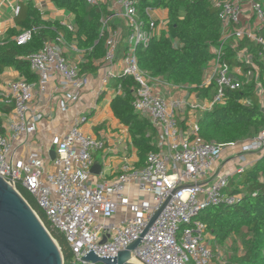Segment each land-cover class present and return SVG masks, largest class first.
<instances>
[{
	"label": "built area",
	"instance_id": "obj_1",
	"mask_svg": "<svg viewBox=\"0 0 264 264\" xmlns=\"http://www.w3.org/2000/svg\"><path fill=\"white\" fill-rule=\"evenodd\" d=\"M24 1L13 7V18L19 17ZM86 3L106 9L100 20V38L105 41L106 54L94 62L100 66L94 78L102 86L121 76L134 79L137 83L134 112L155 129L158 151L149 154L143 169H136L133 157L137 151L126 132L124 149L112 150L122 161L115 178L107 180L104 171L93 174L94 156L102 154L103 168L109 164L111 153L104 138L89 136L82 130L95 109L94 104L77 114L65 134L51 138L48 147H40L22 163H15L14 144H31L30 137L36 133L37 124L49 114L44 112L43 98L36 100V92L43 94L48 83H56V90L65 95L59 98V109L65 111L83 102V93L94 76L81 70L86 63L85 52L76 43L68 44L61 35L56 41H46L42 50L27 58L37 82L28 83L19 77L0 87V105L6 110L0 111V178L16 190L22 184L34 196L51 225L65 237L73 264H90L81 260L90 251L100 258L117 257L118 252L138 241L140 244L131 257L140 264H225L231 241L217 244L208 226L198 217L204 210L232 206L244 198V193H232L230 181L253 166L242 156L264 151V131L253 139L222 145L201 138L198 121L216 105L225 104L226 91L241 89L253 79L264 111L259 70L249 49L241 46L245 41L262 46L259 57L264 62V40L258 35L264 30L263 0H212L221 22L222 38L210 49L213 60L205 69L202 86L216 83L217 92L212 100L202 102H191V94L182 99L168 98L166 88L188 90L166 84L138 65V48L147 49L163 33L170 38L168 18H155L153 13L157 9L147 7L148 22L144 21L137 9L138 0H86ZM61 25L72 33L76 31L70 17ZM36 32V28L26 30L14 41L18 46L25 45ZM173 42L177 47V42ZM227 45L237 51L240 64L254 70L245 72L241 66H230L224 59ZM72 53L76 54L74 58ZM119 63L120 71L116 70ZM101 92L94 90L90 98L94 95L95 100L99 99ZM116 92L117 96L122 93L121 86ZM51 150L56 153L55 159L50 157ZM227 150L237 151L233 160L241 161L233 171L228 170L223 160Z\"/></svg>",
	"mask_w": 264,
	"mask_h": 264
},
{
	"label": "trees",
	"instance_id": "obj_2",
	"mask_svg": "<svg viewBox=\"0 0 264 264\" xmlns=\"http://www.w3.org/2000/svg\"><path fill=\"white\" fill-rule=\"evenodd\" d=\"M50 1L74 16L75 33L59 21L45 20L33 2L21 4L16 26L7 31L5 41L0 40V76L7 68H14L28 83L37 82L38 77L31 71L27 58L42 50L46 41H56L61 35L68 44L75 42L78 49L85 52L86 63L81 65L83 73L96 74L99 71L100 66H95L94 62H99L106 54L105 41L100 38V20L106 9L102 6L91 7L86 0ZM147 7L168 12L170 38L163 33L147 49H137L140 69L173 87L186 88L201 100H212L217 92L216 83L202 86L205 69L213 60L210 49L217 46L222 38L221 22L212 0H138V12L146 22ZM33 28L37 32L32 40L18 46L14 38ZM258 35L264 40V30ZM173 41L177 42V47ZM241 46L249 49L253 63L259 70L258 82L264 88V62L259 57L263 47L248 41L241 43ZM226 47L224 59L230 66H241L245 72L254 70L251 66L240 64L237 51L230 45ZM114 81L117 87L121 86L122 93L112 100L111 109L114 117L128 128L132 146L137 151L135 168L143 169L149 154L158 151L154 141L156 131L148 120L134 112V93L137 89L134 79L121 76ZM246 100L251 103L244 104ZM0 111L6 110L0 105ZM198 126V135L209 143L228 145L258 136L264 131V111L257 94L256 80L253 79L241 89L226 91L225 104L216 105L213 110L204 113ZM17 190L61 248L65 264H73V255L65 237L51 225L34 196L22 184L17 185ZM230 190L232 193H244L245 196L235 205L204 210L198 219L208 226L217 244L231 241L225 264H264V156L249 170L236 175L230 181Z\"/></svg>",
	"mask_w": 264,
	"mask_h": 264
},
{
	"label": "crops",
	"instance_id": "obj_3",
	"mask_svg": "<svg viewBox=\"0 0 264 264\" xmlns=\"http://www.w3.org/2000/svg\"><path fill=\"white\" fill-rule=\"evenodd\" d=\"M21 1L22 0H0V40H3V38L7 37V31L10 28H14L16 26V19L13 18L12 9L17 3ZM28 2H33L35 4V6L42 12L43 18L45 20L59 21L61 23L65 18L70 17L72 21L75 22L74 16L72 14L57 8L56 5L50 0H25L22 4ZM153 16L157 19L168 18V12L166 10H157L155 13H153ZM70 44H75V42ZM75 56L76 54L72 53V57L74 58ZM121 68L122 64L119 63L116 67V70L120 71ZM97 74L98 72L90 78L89 85L86 87V90L83 93V102H80L78 105L72 106L65 111L59 109V98H64L65 95H63L62 92L56 90V83H48L46 86L47 89L43 94L41 92H36V100H38L39 97H42L45 103L48 102L47 105H45V103H43V105L45 106L44 112L49 114L37 124L36 133L30 137L32 141L31 144H14L16 149L15 163L17 165L25 161L26 157H28L30 154L37 153L40 147L43 149L48 147L51 138L65 134L71 128L73 120L77 117V114H81L83 109H85L87 106H93L95 104V109L92 111L90 116H88V122L82 126V130L89 136L105 139L107 149L111 152L108 156L109 164L102 168V154L99 153L94 156L96 165L101 167L100 172L104 171V176L107 180H112L115 178L116 171L121 166L122 161L120 156L114 154L112 150L121 151L124 149L126 146L127 137L125 133L127 132L129 136V132L128 128L123 126L119 120L114 117L111 109V102L117 96V86L115 85V81H111L110 84L102 86V83L94 78L97 76ZM19 77H21L20 74L14 68H7L0 76V87L2 88L7 83L17 80ZM94 90L102 91L100 98L97 100L94 99V95L90 98V93H93ZM165 93L170 99H182L186 95L191 94V102L204 101L197 98L196 94L190 93V91L186 90L176 91L171 88H166ZM50 100H53V103H50ZM236 155L237 151H225L223 160L224 163H227L228 170L233 171L235 166L241 162L240 160H233L236 158ZM259 155L264 156V151L260 153H248L245 156H242V160H245V162L248 164L254 165L255 162L259 160ZM134 156L135 157H133V159L135 158L137 163V153ZM98 158L99 161H97ZM49 169L51 171L53 170L51 166Z\"/></svg>",
	"mask_w": 264,
	"mask_h": 264
},
{
	"label": "water",
	"instance_id": "obj_4",
	"mask_svg": "<svg viewBox=\"0 0 264 264\" xmlns=\"http://www.w3.org/2000/svg\"><path fill=\"white\" fill-rule=\"evenodd\" d=\"M55 159L54 150L50 152ZM101 167L95 165L93 174ZM158 214L154 217V223ZM105 242V240H104ZM135 242L117 257L100 258L90 251L84 258L90 264H129L132 252L139 246ZM0 264H65L61 248L51 236L37 213L22 195L0 178Z\"/></svg>",
	"mask_w": 264,
	"mask_h": 264
},
{
	"label": "bare ground",
	"instance_id": "obj_5",
	"mask_svg": "<svg viewBox=\"0 0 264 264\" xmlns=\"http://www.w3.org/2000/svg\"><path fill=\"white\" fill-rule=\"evenodd\" d=\"M129 264H140L136 259H134L133 257H131L129 259Z\"/></svg>",
	"mask_w": 264,
	"mask_h": 264
},
{
	"label": "rangeland",
	"instance_id": "obj_6",
	"mask_svg": "<svg viewBox=\"0 0 264 264\" xmlns=\"http://www.w3.org/2000/svg\"><path fill=\"white\" fill-rule=\"evenodd\" d=\"M262 155V154H261ZM261 155H259V159H261L262 158V156ZM97 161H99V158L97 159Z\"/></svg>",
	"mask_w": 264,
	"mask_h": 264
}]
</instances>
